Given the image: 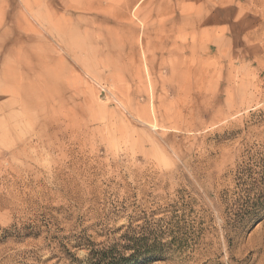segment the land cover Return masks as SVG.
Returning <instances> with one entry per match:
<instances>
[{
	"label": "rangeland",
	"instance_id": "obj_1",
	"mask_svg": "<svg viewBox=\"0 0 264 264\" xmlns=\"http://www.w3.org/2000/svg\"><path fill=\"white\" fill-rule=\"evenodd\" d=\"M136 239L264 264V0H0V264Z\"/></svg>",
	"mask_w": 264,
	"mask_h": 264
},
{
	"label": "trees",
	"instance_id": "obj_2",
	"mask_svg": "<svg viewBox=\"0 0 264 264\" xmlns=\"http://www.w3.org/2000/svg\"><path fill=\"white\" fill-rule=\"evenodd\" d=\"M164 245L166 244L150 239L128 240L127 244H122L119 248L91 250L87 264H139L147 256L161 253ZM123 249L131 252L126 255Z\"/></svg>",
	"mask_w": 264,
	"mask_h": 264
}]
</instances>
